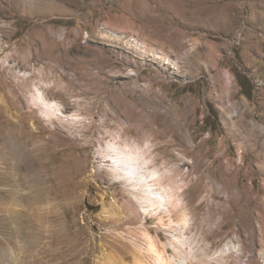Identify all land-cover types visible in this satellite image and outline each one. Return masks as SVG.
Segmentation results:
<instances>
[{
    "label": "rangeland",
    "instance_id": "374dc122",
    "mask_svg": "<svg viewBox=\"0 0 264 264\" xmlns=\"http://www.w3.org/2000/svg\"><path fill=\"white\" fill-rule=\"evenodd\" d=\"M124 139L184 182L197 254L231 247L190 264H264V0H0V264L177 256L102 153Z\"/></svg>",
    "mask_w": 264,
    "mask_h": 264
},
{
    "label": "bare ground",
    "instance_id": "6f19581e",
    "mask_svg": "<svg viewBox=\"0 0 264 264\" xmlns=\"http://www.w3.org/2000/svg\"><path fill=\"white\" fill-rule=\"evenodd\" d=\"M35 91L33 100L41 110L50 116L56 114L59 110V102L48 99L44 91L37 85H35ZM102 153L113 161L114 175L124 179L128 184L141 211L144 214H160L158 223L174 231L170 245L174 248L177 256L169 254L165 249V244L160 246L153 237L147 236V251L151 253L153 260L151 264H190L191 261L201 262L204 258L206 260L214 259L217 254V256L224 257L231 250L229 243H226L213 255L205 253L204 257L197 254V240L195 241L185 234L192 219L185 208L183 196L185 184L178 179L176 170L168 169L157 163L150 142L115 140L109 142ZM173 213L177 216L176 221L171 218ZM164 215L169 216V222L164 220ZM137 258L142 260L143 255H137Z\"/></svg>",
    "mask_w": 264,
    "mask_h": 264
}]
</instances>
